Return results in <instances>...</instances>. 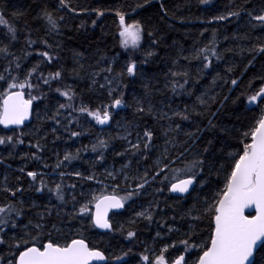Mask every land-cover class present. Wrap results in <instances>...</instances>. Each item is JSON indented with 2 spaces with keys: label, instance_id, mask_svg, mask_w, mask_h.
I'll return each mask as SVG.
<instances>
[{
  "label": "snow or ice",
  "instance_id": "snow-or-ice-1",
  "mask_svg": "<svg viewBox=\"0 0 264 264\" xmlns=\"http://www.w3.org/2000/svg\"><path fill=\"white\" fill-rule=\"evenodd\" d=\"M156 2L161 19L169 18L171 9L166 5L165 0H156ZM211 2L212 0H200V3L204 5ZM152 4L153 0H134V3L128 7L131 12L136 13L138 10L147 9ZM62 10L76 12L70 0H58V5L52 6L51 9L47 5L40 6L35 19L43 22L44 34L37 38H33V30L26 20L22 28L17 27L16 23H9L5 13L0 11V25H4L7 29V42L0 41V125L4 128L13 126L22 128L25 121L33 116L34 102L46 98V92L41 85L47 86L48 91H55L69 102L58 104L51 116H47L46 113V118L59 124L61 123L59 120L61 110L70 109L76 114L72 118L68 115L64 116L67 121L64 124V131L68 132L70 138L83 135L82 131L71 128L72 124L79 125L81 117H90L96 124L108 125L113 122L114 114H118L114 113L113 109L132 107L135 119L130 125L123 127L122 134L117 137L110 136L108 139L97 137V142L92 144L90 149L98 153L99 162H103L104 153L111 146L112 140L119 139L125 142L126 146H122L123 151L115 149L113 151L115 155L124 157L127 162L122 164L118 171L106 170L103 175L109 180L122 178L126 195H119L116 191L108 193L105 190L100 194L89 193L88 198L78 201L76 193L73 192L69 200L66 199L65 189H76V183L65 184L61 180L60 183L49 187L42 178V173L27 171L26 176L34 182L29 185L30 190L34 189L39 193H53L59 202L55 207V212L45 207L44 211L36 212L33 216L31 208L26 209L25 201L17 197V193L23 196L25 189L18 184L9 186L7 177H5V183L0 185V193L7 194L5 199L0 200V264H94L96 261L108 264V257L105 253L97 248L89 247L80 229L77 230L75 236L67 235L65 230L71 231L76 228L77 224L82 228L91 223L96 228L112 232L114 231L113 221L109 219V212L116 210V214H120V210L125 208L128 201L145 194L150 185L155 186L153 191L163 193L167 189L170 195L177 194L173 197L174 199L180 200L205 188L206 185L210 189L212 176L215 175L219 179L221 173L224 174L223 189L212 191L211 195H204L202 199L198 195L196 204L180 217L189 221V231L185 232L183 238L179 240L182 248L178 249V253L181 254L166 257L165 253L169 251V248L177 247V244L173 242L161 248L151 264H264V72L250 79L244 85V91L240 92V96L246 98L247 105L259 106L260 115L248 130L241 132L239 143L242 147L239 151L229 152L227 151L230 147L227 144V138L235 129L218 127L215 118L224 108V104L219 103L218 107L213 108V105L218 103L219 93L211 94L212 89L206 90L202 95H197L196 103L190 108L172 109L171 115L155 109L152 103L154 85L151 82H145L142 97L134 96L130 103H126L122 89L127 85L122 81L125 74L129 77L137 76L135 62L127 63L118 73H114L111 63L91 71L82 63L83 54L75 53L71 74L83 78L81 73H86L91 80L92 88L105 89L110 97L106 103H100L95 108L90 107L83 99L77 104L75 102L77 93L71 85L64 83L66 69L61 65L62 45L56 38L61 34L64 26L62 22L65 17L61 14ZM94 11L98 18L105 15V12L100 9H94ZM115 15L119 17L120 44L125 50H138L147 31L151 47L146 52L143 62H150L151 58L157 55L153 49L159 46L162 37L154 28L147 27L140 21L133 19L132 23H126L127 14L124 11L116 10ZM24 17H26L25 12L18 11L12 14L14 21H20ZM171 17L176 18L174 12L171 13ZM233 18L242 22L246 29L242 35H236L233 39L249 43H241L237 48L225 47L220 50L216 33L213 32L210 42L201 46L193 45L189 55H183L181 52L172 61V67L165 77V88H170L174 94L191 96L192 92L188 90L190 81L196 80L205 71L212 69L213 60L218 64L228 53L241 57L247 54L248 59L244 64V72L253 67L258 57L264 58V0H232L224 13L214 15L209 22L231 21ZM180 22H185L184 18H181ZM91 26L96 27L95 20H92ZM85 27L84 23L80 24L81 29ZM200 35L202 36L203 33ZM37 44L40 45L38 52H36ZM33 52H36L40 60L37 64L26 67L25 61L33 55ZM180 59L189 63L193 60L200 62L197 77H192L190 72L180 65ZM42 64L52 66L53 70L45 75L40 70ZM234 68L235 64H231L226 72L232 73ZM218 80L222 81L223 86H230L229 93L233 89H239L242 84V78L237 79L231 75L221 76L219 72L212 79V85L215 86ZM256 80L261 83L253 88ZM54 83L59 86L53 88ZM116 92L119 94L113 96ZM240 96H237L236 100H239ZM222 99L227 101L229 96L224 95ZM37 108H39L38 104ZM36 116L39 119V111L36 112ZM204 116H208L206 129L201 128L197 120L198 117ZM146 117H153L157 124L160 121L168 122L160 125L162 144L156 143L157 137L152 126L136 122ZM175 118L188 122L195 128V131L182 130L179 123H173ZM116 123L119 127L120 122ZM56 131L57 129L53 127L52 132ZM205 131H211L214 135L223 134L224 139L221 140L219 150H214L212 140H208L206 145H201L193 154V147ZM24 134L21 132L15 138L12 135L0 136V146L24 144ZM29 147L36 149V154L32 158L41 159L38 153L43 151V146L39 140ZM82 151L84 149H77L74 154L66 152L63 160L57 159L55 167L57 169L66 167L65 162L70 164L73 160L80 159ZM153 151L159 154L151 168L144 166L141 170L142 161L149 160ZM0 163L3 161L0 160ZM134 163L137 165L136 174L131 175L129 170L132 169ZM95 165L96 161L91 162V167L94 168ZM45 167H47L46 164ZM20 171L23 172V169ZM38 175L41 176L39 181H37ZM59 175L61 177L74 175L84 182L101 183L94 171L89 174L79 171H62ZM119 187V184L114 186V188ZM80 195L83 196L84 193L81 192ZM31 207L35 208L36 205L33 203ZM154 208H159V203L155 200L148 207L141 205L142 210L135 214L136 218L130 220L129 224L135 225L137 219L153 222ZM249 209L253 211L246 214V210ZM169 219L175 222L177 217L172 215ZM204 220L208 221L207 228L210 229L207 239L198 236L195 231L196 223H203ZM163 223L167 224V221ZM117 229L125 232L129 241L137 239V232L133 227L125 230L117 223ZM167 231L169 233L179 232V228L168 227ZM54 232L63 233L64 242L61 243L59 239H54ZM156 236L160 237L161 233L157 231ZM131 252L132 249L129 248L128 251L117 256L116 260L124 261V257ZM141 259L144 264H149V255L145 254Z\"/></svg>",
  "mask_w": 264,
  "mask_h": 264
},
{
  "label": "trees",
  "instance_id": "trees-1",
  "mask_svg": "<svg viewBox=\"0 0 264 264\" xmlns=\"http://www.w3.org/2000/svg\"><path fill=\"white\" fill-rule=\"evenodd\" d=\"M70 3L72 7L76 8V12L62 10L61 14L65 17L62 22L64 26L61 29V34L56 38L62 45L61 65L66 69L64 83L71 85L77 93L75 101L77 104L83 99L90 107L95 108L100 103H106L110 97H108L105 89H93L91 80L86 73H81L83 78L71 74L75 53L83 54L82 63H84L86 68H90L91 71L111 63L114 73H118L124 69L127 63L135 62L137 64V76L129 77L125 74L122 81L123 84L127 85L126 88L122 89L126 103H130L134 96L142 97L145 90V82H151L154 85L152 103L155 109L168 112L171 115L172 109L182 110L184 107L190 108L196 103L197 95H202L206 90L212 89L211 94L219 93L218 103L214 104L213 108L218 107L219 103L224 104V108L215 118L218 127L223 126L235 129L232 135L227 138V144L230 146L227 151H239L242 147V144L239 143L241 132L248 130L260 115L259 106L247 105L246 98L240 96V92L244 91V85L250 79L258 73L264 72V58L258 57L253 67L244 72V64L248 59L247 54L241 57L228 53L225 55L224 60L218 64L213 60V68L208 69L199 77H197L199 61L193 60L189 63L180 59V65L188 70L192 77H197L196 80L190 81L188 86V90L192 92V95L174 94L170 88L164 87L165 77L168 74V70L172 67V61L181 52H183V55H189L193 45L201 46L210 42L213 32L216 33L220 50L225 47L237 48L241 43H249L233 39L234 36L242 35L246 31L244 24L235 18L231 21L209 22L214 15L224 13L232 3V0H212L208 5L201 4L200 0H165L166 5L171 9L170 16L167 19H161L159 16V6L156 0H153V4L149 5L147 9L138 10L136 13L131 12L128 7L134 3V0H70ZM41 5H47L51 9L52 6L58 5V0H0V11L5 13L9 23H16L17 27L22 28L26 20L28 26L33 30V38H37L44 34L43 22L35 19ZM94 9L104 11L105 15L98 18ZM116 10L124 11L127 14L126 23H132L133 19L140 21L147 27L154 28L158 35L162 37L159 46L153 49L157 55L153 56L150 62H143L146 52L151 47L147 31L138 50H125L121 47V38L119 37L121 28L119 17L115 15ZM18 11L25 12L26 17L20 21H14L12 14ZM172 12L175 13V19L171 17ZM181 18H184L185 22L181 23ZM92 20L96 21L95 28L91 26ZM81 23L85 24V29L80 28ZM257 31L259 32V30ZM6 32V27L0 25V41L7 42ZM200 33H203V35L201 36ZM39 50L40 45L37 44L36 52ZM36 52H33V55L27 58L25 61L26 67L35 65L40 60ZM231 64H235V68L232 73H227L226 69ZM40 70L47 75L48 72L53 70V67L42 64ZM218 72L221 76L231 75L237 79L242 78L240 88L233 89L229 93L228 89L230 86H223L222 81L218 80L215 86L212 85V79ZM260 83L259 80H256L253 88H256ZM57 86L59 84H53V88ZM41 87L46 92V98L34 102L33 119L30 125L11 131L4 130L0 126V136L12 135L15 138L21 132L25 133L23 136L24 144L0 146V160L3 161V163H0V185L5 183V177H7L9 186L18 184L24 188L23 196L17 193V197L25 201L26 209L31 208L33 216L36 212L44 211L45 207L51 208L55 212V207L59 202L55 199L53 193H39L34 189L30 190L29 185L34 182L31 181L30 177L26 176L27 171L42 173V178L49 187H53L55 183H60L61 180L65 184L76 183V189H65L67 193L66 199L69 200L73 192L76 193L78 201L88 198L89 193L100 194L105 190L108 193L116 191L119 195H126L122 178L109 180L103 175L106 170L118 171L121 165L127 162L124 157L115 155L113 151L114 149L123 151L122 146H126L125 142L119 139L112 140L111 146L104 153L105 160L103 162H99L98 153L92 152L90 149L92 144L97 142V137L108 139L110 136L117 137L121 135L123 127L130 125L135 119L134 109L132 107L119 110L113 109L112 111L118 114H114L113 122L108 125H99L90 117H81L79 125L72 124L71 128L76 131H82L83 135L70 138L68 132L64 131V124L67 123L64 116L68 115L69 118H72L76 114L72 113L70 109L61 110L62 114L59 117L61 123L59 124L52 119L46 118V113L47 116H51L58 104H67L69 102L55 91H48L47 86L41 85ZM118 94L119 92L113 93V96ZM224 95L229 96L227 101L222 99ZM237 96H240L239 100H236ZM37 104L39 108H37ZM37 111L40 113L39 119L36 116ZM207 119L208 116L197 118L201 128H207ZM117 121L120 122L119 127L117 126ZM136 122L141 125L147 123L152 126L157 137L156 143L158 145L163 143L160 125L167 124V121H160L157 124L153 117H146L144 120H137ZM173 123H179L182 130L195 131L192 125L186 121H180L179 118H175ZM53 127L57 129L55 133L52 132ZM56 137H59V139H56ZM222 139H224L222 133L214 135L211 131H205L202 138L193 147V154L198 151L201 145H206L208 140H212L213 149L218 151ZM38 140L43 146V151L38 153L41 158L39 160L32 158L36 154V149L29 147V145L35 144ZM77 149H84L81 152L80 159L73 160L70 164L65 162L66 167L59 169L55 167L58 158L63 160L66 152L74 154ZM158 154L157 151H153L149 160L142 161L141 170H143L144 166L151 168ZM189 155L191 156L192 154ZM93 161H96L94 168L91 167V162ZM45 164L47 167H45ZM136 167L137 165L134 163L132 169L129 170L131 175L136 174ZM21 169H23V172L20 171ZM62 171H79L84 174L94 171L101 183L94 181L84 182L77 179L74 175L61 177L59 173ZM40 179L41 176L38 175L37 181ZM116 184H119L120 187L114 188ZM223 184L224 174L221 173L219 179L214 175L210 181L211 190L206 185L205 188L199 189L187 198L180 200L174 199V196L170 195L167 189L163 193H157L153 191L155 186L150 185L145 194L134 197L126 203L124 212L112 217L114 231L111 233L101 234L95 230L91 223L82 228L81 225L77 224L76 228L71 229V231L66 229L65 232L69 236H75L77 230L80 229L81 235L89 247L97 248L105 253L108 257V264H125V262L126 264H144L141 257L145 254L149 255V264H151L155 255L167 244L175 242L177 247L169 248V251L165 253L166 257H174L177 254H181L178 253V249L182 248L179 240L183 238L185 232L189 231V221L181 219V215L196 204L198 195L202 199L204 195H211L212 191L222 190ZM81 192L84 193L83 196L80 195ZM6 196V193H0V200L5 199ZM153 200L159 203V208L153 209L155 213L153 222L149 223L137 219L135 225H130L129 221L136 218L135 214L142 210L141 205L148 207ZM33 203L36 205L35 208L31 207ZM197 207H199L198 204ZM172 215L177 217L175 222L169 219ZM52 219L54 220L55 217L53 216ZM164 221H167V224H164ZM24 222H27V218ZM117 223L122 225L125 230L133 227L137 232V239L129 241L126 238V233L117 229ZM207 224L208 221L204 220L203 223L197 222L195 227L198 236H203L205 239H207L210 231L207 228ZM173 226L179 228V232L173 231L169 233L167 231L168 227ZM157 231L161 233L160 237L156 236ZM53 238L59 239L61 243L64 242L63 233L57 234L54 232ZM129 248L132 249V252L127 257H124V261H117L116 257L128 251ZM145 249H147V252H145Z\"/></svg>",
  "mask_w": 264,
  "mask_h": 264
},
{
  "label": "water",
  "instance_id": "water-1",
  "mask_svg": "<svg viewBox=\"0 0 264 264\" xmlns=\"http://www.w3.org/2000/svg\"><path fill=\"white\" fill-rule=\"evenodd\" d=\"M33 112H34V104H33ZM32 118H33V116H32ZM32 118H31L30 120H26V121H25V124H24V126H23L22 128H24L25 126L30 125L31 122H32ZM0 126H1L4 130H7V131L17 130V129H22V128H16L15 126H13L12 128H4L3 125H0ZM171 195L175 197L177 194H171ZM125 208H126V206H125ZM125 208L122 209V210H120V214H121L122 212H124ZM93 211H94V209H93ZM252 211H253L252 209L246 210V214H248L249 212H252ZM115 215H118V214H116V210H113L112 212H109V219L111 220L112 216H115ZM94 228H95L96 231H98V232L101 233V234H108V233H111V232H108V231H106V230H104V229H100V228H96V227H94ZM94 264H105V262H102V261H96V262H94Z\"/></svg>",
  "mask_w": 264,
  "mask_h": 264
}]
</instances>
